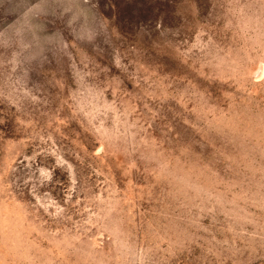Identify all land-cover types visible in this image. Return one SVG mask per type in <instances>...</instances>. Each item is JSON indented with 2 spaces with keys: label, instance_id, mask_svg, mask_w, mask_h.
I'll return each instance as SVG.
<instances>
[{
  "label": "rangeland",
  "instance_id": "374dc122",
  "mask_svg": "<svg viewBox=\"0 0 264 264\" xmlns=\"http://www.w3.org/2000/svg\"><path fill=\"white\" fill-rule=\"evenodd\" d=\"M0 264H264V0H0Z\"/></svg>",
  "mask_w": 264,
  "mask_h": 264
}]
</instances>
